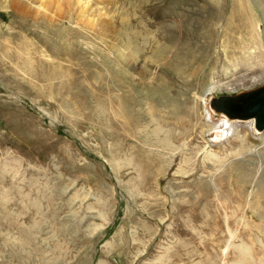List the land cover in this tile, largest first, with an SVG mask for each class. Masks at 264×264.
Masks as SVG:
<instances>
[{
    "label": "rangeland",
    "instance_id": "1",
    "mask_svg": "<svg viewBox=\"0 0 264 264\" xmlns=\"http://www.w3.org/2000/svg\"><path fill=\"white\" fill-rule=\"evenodd\" d=\"M243 1L256 26L227 51L233 0H104L141 51L116 77L90 47L126 62L76 9L21 30L0 0V31L30 41L0 58V264H264V130L222 127L213 103L264 87V0Z\"/></svg>",
    "mask_w": 264,
    "mask_h": 264
},
{
    "label": "bare ground",
    "instance_id": "2",
    "mask_svg": "<svg viewBox=\"0 0 264 264\" xmlns=\"http://www.w3.org/2000/svg\"><path fill=\"white\" fill-rule=\"evenodd\" d=\"M5 1L7 2V5L6 6L4 5L5 6L4 8L11 9V10H9V13L11 15L12 14L16 15L17 18H20V22L19 21H15L16 22L15 24L17 26H19L18 28H21V30L23 28L22 24L24 23L23 19H25L27 17V16L25 17V15L31 14V15L34 16V15H39L42 12H44L45 14L51 15L52 13L49 11L50 10L49 8H51L50 4L52 2L56 3L55 5H59V7L63 6L62 7L63 10L61 9L59 12L63 11L65 13V11L67 9H69V8L76 9V11L79 12L78 14L81 17L80 20L82 21L83 25H85V27H87V28L88 27L91 28L92 30L94 29L93 32L96 33L97 36H99L100 38H102L104 40L103 42L105 43L106 48L109 49L111 51V53H116L118 55V58L120 59V61L126 62V65L124 67L126 72L124 70H122V69L118 70L116 67L112 66V63H111L112 61H109L110 60L109 57L105 53H103L102 51L99 52L96 49L92 50V48L90 47V50L92 51L91 53L97 54L101 58H103V62L107 66L111 67V70L113 72L112 74L115 75L116 77H125L128 73L133 76L132 71H136V67H135L134 64H135V62L137 60V56L141 52L140 50H138L139 43H138L137 33H133L134 31L128 32L129 31V27L127 28V30L124 33H120L117 30L115 31L114 28H112V26L110 25V22L107 23L106 21H103V20L101 21L100 17L102 19V15H103V14H101L102 10L104 12V9L105 8L108 9V6H109L108 3L106 4L107 7H106V5L105 6L102 5V4H105L104 0H43V1L42 0L38 1L37 0L40 3H38L36 0H5ZM112 1H115V0H112ZM212 1H213V4H214V0H212ZM54 3L52 5V8L54 7ZM260 5H261V8H263L264 7V2H262ZM59 7H56V9H59ZM52 8H51V10H53ZM110 8L112 9V7H110ZM96 12H97V15H98L97 21H99V20L101 21V22L99 21L100 23L98 22V24H99V28L98 29L96 28L97 27L96 26V18L95 17L92 18L90 16V14H94ZM230 14L231 15L229 16V19L227 21V24H226L225 30H224L225 31L224 39L226 41L225 44H226V47H227V51H228V49H231V46L233 44H235L234 43L235 42L234 33L240 35V37L238 36L236 38V43L238 45H241L240 47H243V44L248 42L247 39L245 38V32H247V31H249L251 29H254L255 26H256V25H254L253 18H248L247 17L249 15L248 5L243 0H233V10H232V12ZM28 17H30V16H28ZM104 17H106V16H104ZM103 19H105V18H103ZM126 21H129V20H126ZM25 24H26V22H25ZM86 24H88V25H86ZM207 24L208 25H213L214 24V22H212V17L211 16H209V20H207ZM10 27H9V30L7 31V35L3 34L0 31V56H1L0 58H2V60H5V61H6V59H9V58L10 59H13V58L14 59H18V58H20V56H23L24 55V51L26 49V46L30 43V41L27 38H25L26 36L23 34L22 31L17 30V28L15 26H13V25L10 26ZM47 28H48V26H47ZM52 31H53V29H52ZM58 31H57V33H58ZM59 35H60V33H59ZM120 35H122L124 37V39L127 38L126 40L128 42H127V46L126 47L128 49H131V51H129L130 52L129 55H126L125 53H126L127 50H122L123 47L120 46L117 43V41L120 39ZM56 37H57V35H56ZM195 37H196V32H195ZM176 38H177V36H174V37L170 36L168 38L169 42L172 44V46L176 45ZM185 38H187V36L183 38L184 39V44L182 43L183 46H185V43H188V42H190V45H191L192 42L189 41L188 39H185ZM105 39L106 40H110L111 43L110 44L108 43V45H107ZM48 42H51V41L46 40L45 44L46 43L48 44ZM51 43H52L51 45H53V42H51ZM67 44L68 43H65V45H67ZM195 44H197V41L195 42ZM71 45H73V44H71ZM198 45L199 44L196 45V48L199 47ZM185 47H183L182 49H184ZM192 49H194V47ZM188 52H190L193 55V52H191V50H188ZM68 54L70 55V53H68ZM171 56H173V55H171ZM176 56H177V54H176ZM190 57H192V59H193V56H190ZM71 58L72 57H70V59ZM154 58L156 60H163L164 59V50L163 49H158L157 52L154 55ZM70 62H71V60H70ZM168 62H171V61H168ZM172 63H174V61ZM181 65H182V63H181ZM180 66L174 65L173 67L172 66L171 67H172V70L175 71L179 76H183L184 75L183 72H182L183 70H182V68ZM147 95L151 96V97H158L159 98V97H164L165 93L161 89H159V90L158 89H151V91L149 90L147 92ZM220 121L223 123L222 127L228 128V127L232 126L230 124V122H232V121H228L227 117H225L224 115H223V119H221Z\"/></svg>",
    "mask_w": 264,
    "mask_h": 264
},
{
    "label": "water",
    "instance_id": "3",
    "mask_svg": "<svg viewBox=\"0 0 264 264\" xmlns=\"http://www.w3.org/2000/svg\"><path fill=\"white\" fill-rule=\"evenodd\" d=\"M216 109L228 117V121L254 120L258 131L264 130V87L238 97H222L214 102Z\"/></svg>",
    "mask_w": 264,
    "mask_h": 264
}]
</instances>
